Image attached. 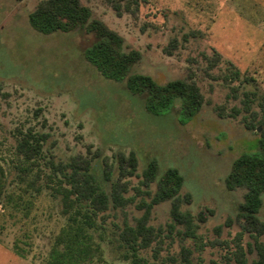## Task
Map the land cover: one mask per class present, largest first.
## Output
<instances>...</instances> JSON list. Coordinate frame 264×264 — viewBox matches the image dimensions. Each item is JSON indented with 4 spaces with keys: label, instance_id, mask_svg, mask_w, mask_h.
Listing matches in <instances>:
<instances>
[{
    "label": "rangeland",
    "instance_id": "1",
    "mask_svg": "<svg viewBox=\"0 0 264 264\" xmlns=\"http://www.w3.org/2000/svg\"><path fill=\"white\" fill-rule=\"evenodd\" d=\"M39 1L0 0V161L9 170L8 181H16L19 165L13 152L17 128L48 133L45 159L66 162L78 154L92 158L98 151L111 164V180L119 175L117 154L133 150L138 159L135 174L123 178L128 185L124 196L133 202L108 212L101 256L92 264H120L115 226L133 225L142 214L138 205L149 199L142 193L141 172L151 159L158 174L176 168L182 175L180 192L191 195L183 209L193 215L204 208L213 213L205 222H196L192 234L183 225L168 226V201L155 205L149 220L155 237L141 254L156 264H236L235 253L242 248L251 264L252 237L241 233L235 219L228 221L242 194L227 190L224 178L231 161L254 151L257 144L258 131L247 130L244 121L258 110V99L246 98L244 92L264 94V0H142L134 14L120 16L105 0H81L124 38V50L142 53L129 74H146L164 83L184 77L188 68L195 71L205 100L189 120L179 114V99L170 110L152 114L124 82L101 76L83 55L95 40L92 33L34 30L27 15ZM171 38L178 46L167 55L163 48ZM214 52L220 60L211 78L203 72L202 54ZM233 65L239 77L224 80ZM232 87L238 89L235 94ZM100 158L91 160L98 181ZM41 169L48 171L44 165ZM35 186L41 191L27 216L0 209V264H39L64 223L59 200L49 195L44 180L38 179ZM261 199L258 215L264 220V193ZM259 240L264 241V235ZM13 243L23 249V257L15 254Z\"/></svg>",
    "mask_w": 264,
    "mask_h": 264
},
{
    "label": "trees",
    "instance_id": "2",
    "mask_svg": "<svg viewBox=\"0 0 264 264\" xmlns=\"http://www.w3.org/2000/svg\"><path fill=\"white\" fill-rule=\"evenodd\" d=\"M105 1L120 16L122 12L134 14L142 0ZM27 17L30 26L40 33H92L95 40L84 49L85 60L104 78L124 82L131 94L143 99L148 112L159 114L170 110L176 99H179V114L183 120L193 118L200 111L205 99L193 69L188 68L184 77L164 83H159L146 74H129L130 67L141 59L142 53L134 48L124 50V38L96 17L92 9L81 0H40ZM177 46V39L171 38L163 51L171 55ZM202 56L206 60L203 72L208 77H216L210 71L219 62V53ZM239 74L240 71L234 67L223 78H238ZM245 81L255 82L253 77H245ZM237 90L232 87L234 94ZM244 95L246 98L252 96L258 99V110L251 111L250 118L244 121L247 130L258 131L257 144L254 151L243 152L231 161L224 178L227 190H240L242 194V201L236 206L234 218H228V221L235 219L241 233L252 237L253 241L248 243V252L255 253L251 264H264V241L259 240L264 235V220L258 215L262 205L261 195L264 193V94L251 91L244 92ZM246 102V110L249 111V101ZM222 109L219 113L221 117ZM47 138L48 133L37 131L33 127L25 130L17 128L13 150L19 162L15 166L16 181H8L9 170L0 161V209H10L21 216H27L35 195H39L41 191L40 187L35 186L36 182L43 179L49 195L59 200L64 223L54 235L45 258L39 264H92L101 256L108 212L123 209L133 202L132 198L124 196L128 185L123 178L135 174L138 159L133 150L127 155L119 152L116 157L119 175L111 180V164L107 157L100 158V153L95 151L92 158L101 160V178L98 181L91 171L92 158L78 154L66 162H57L53 156L45 159L43 146ZM41 165L48 171L42 173ZM141 176L140 183L144 188L142 193L149 199L138 205L143 208L142 214L135 217L133 225L124 222L122 226H115L113 241L116 243L114 248L119 251L120 264H156L140 252L155 237L154 228L149 224L155 205L168 201V226L183 225L192 234L198 228L196 222H205L213 213L211 209L204 208L193 215L182 208L184 204L191 203V195L180 192L183 177L176 168H167L162 174H158L157 163L151 159L144 166ZM152 183L155 184L153 191L149 189ZM109 241L112 242V239ZM13 251L23 257V249L17 243H13ZM184 252L187 253L188 250L183 249L182 253ZM235 258L236 264H247L242 248L235 253ZM186 262L200 264L188 260Z\"/></svg>",
    "mask_w": 264,
    "mask_h": 264
}]
</instances>
